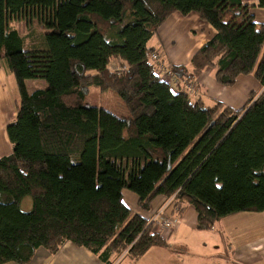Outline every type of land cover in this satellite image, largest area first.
Returning <instances> with one entry per match:
<instances>
[{"label": "trees", "instance_id": "1", "mask_svg": "<svg viewBox=\"0 0 264 264\" xmlns=\"http://www.w3.org/2000/svg\"><path fill=\"white\" fill-rule=\"evenodd\" d=\"M252 9L242 0H0V69L20 95L6 129L12 154L0 158V264L66 242L106 264L167 246L124 191L143 211L157 197L177 213L190 204L199 230L264 212V25ZM192 13L216 34L191 68L169 66L151 44L171 16ZM209 69L220 86L253 75L263 90L239 110L207 105L198 80ZM29 80L48 86L30 93ZM107 93L125 115L89 101Z\"/></svg>", "mask_w": 264, "mask_h": 264}, {"label": "crops", "instance_id": "2", "mask_svg": "<svg viewBox=\"0 0 264 264\" xmlns=\"http://www.w3.org/2000/svg\"><path fill=\"white\" fill-rule=\"evenodd\" d=\"M242 2L253 7L256 23L264 25V9L259 7V0ZM215 34V29L202 21L197 14L192 13L186 17L174 14L160 28V40H154L151 45L162 47L160 53L169 66L191 68L193 56ZM211 71L214 70H207L198 80L201 86L199 95L207 105L220 101L239 110L240 106L243 108L247 104L251 93L263 90L253 75L239 78L233 87L220 86ZM11 90L19 91L16 78L3 67L0 69V158L11 155L13 150L6 131L17 116L16 102L10 94ZM128 192H123L124 204L133 213L148 220L159 208L172 200L157 197L152 202L150 211H143L138 206V197L135 194L136 198L130 196ZM169 215L174 228L161 233L167 246L154 247L140 258H127L122 264H264V212L240 213L227 217L211 230L197 228V212L188 203H183L178 213L173 212L171 207ZM26 264L106 263L88 248L66 242L55 254L45 248L37 249Z\"/></svg>", "mask_w": 264, "mask_h": 264}, {"label": "rangeland", "instance_id": "3", "mask_svg": "<svg viewBox=\"0 0 264 264\" xmlns=\"http://www.w3.org/2000/svg\"><path fill=\"white\" fill-rule=\"evenodd\" d=\"M14 26H17L19 28L22 36H27L29 34V30L25 29V25H23V24H15ZM122 67L123 66H118L117 65V67H115V68H117L116 70H118V69H121ZM211 72H214V71H211ZM47 86H48L47 83L45 81H43V80H29V81L26 82V87H27V89H28V91L30 93H32V92H34V91H36L38 89H45ZM10 94L14 98V101L16 102V107H17V104H18V102L20 100L19 91L18 90H16V91L15 90L14 91L11 90ZM89 101L92 102V103H97L100 106H104L107 109L118 113L119 115H125L126 114V111H125L121 101L113 93H107V94H103V95L99 94V96L98 95H92L91 97H89ZM208 103H210V102H208ZM241 107L242 106H240V108ZM126 192H128V191H126ZM128 193H129L130 196H134L136 198V196L134 194H132L130 192H128ZM20 208H21L22 212H25V213L30 212L32 210V208H33V203H32L31 198L30 197L25 198L23 200ZM160 209L161 208H159L153 214V216L156 215L160 211Z\"/></svg>", "mask_w": 264, "mask_h": 264}, {"label": "built area", "instance_id": "4", "mask_svg": "<svg viewBox=\"0 0 264 264\" xmlns=\"http://www.w3.org/2000/svg\"><path fill=\"white\" fill-rule=\"evenodd\" d=\"M152 60L159 63L161 68L165 70V73L168 76H171V68L169 66H165L159 59L158 55H153ZM191 87H189L190 89ZM193 89H191L192 91ZM174 200L172 199L171 202L167 203L163 207H161L160 211L151 217L149 220L150 224L154 226V231L161 234L165 231H172L174 228V223L169 215V210L171 207L173 208ZM172 212V211H171ZM127 258H131L130 256V249H127L123 252L112 264H122Z\"/></svg>", "mask_w": 264, "mask_h": 264}]
</instances>
